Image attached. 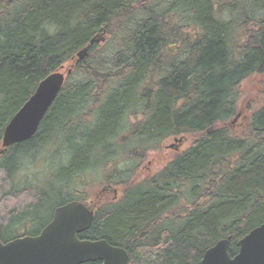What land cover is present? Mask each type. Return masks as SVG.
I'll use <instances>...</instances> for the list:
<instances>
[{"label": "trees", "instance_id": "1", "mask_svg": "<svg viewBox=\"0 0 264 264\" xmlns=\"http://www.w3.org/2000/svg\"><path fill=\"white\" fill-rule=\"evenodd\" d=\"M67 63L35 134L0 154V207L18 201L0 213L2 241L80 200L94 217L78 237L124 248L126 264H200L222 238L234 255L264 222V85L243 134L230 125L241 82L264 73V0H0V143ZM181 135L194 138L135 180L147 151ZM114 185L119 197H97Z\"/></svg>", "mask_w": 264, "mask_h": 264}, {"label": "water", "instance_id": "2", "mask_svg": "<svg viewBox=\"0 0 264 264\" xmlns=\"http://www.w3.org/2000/svg\"><path fill=\"white\" fill-rule=\"evenodd\" d=\"M103 40L102 35L92 38L76 53L77 59L82 60L88 55L90 45ZM71 68L52 72L38 83L4 127L0 154L10 145L35 134ZM93 217L92 208L82 201L71 200L54 209L51 220L37 235L2 242L0 234V264H83L97 261L101 264H126L129 255L124 248L105 239L78 237L89 229ZM236 246L237 252L230 255L229 239H219L204 250L200 264H264V222L240 238Z\"/></svg>", "mask_w": 264, "mask_h": 264}, {"label": "rangeland", "instance_id": "3", "mask_svg": "<svg viewBox=\"0 0 264 264\" xmlns=\"http://www.w3.org/2000/svg\"><path fill=\"white\" fill-rule=\"evenodd\" d=\"M68 65L69 64L67 63L62 69H60V71L67 69ZM263 85L264 73L252 74L241 82L239 86L240 95L237 103V113L230 123L231 130L234 134H243V130L247 126V121L251 113L262 104L263 95L261 93V89ZM174 138H176L177 141H175ZM193 138L194 136L187 135L171 137L164 140L159 150L147 151L143 158L144 160H142V163L135 174V180H138L141 177L149 176L158 171L168 160L175 156L176 153L186 148L191 143ZM32 178L34 179V177ZM26 181H28V183H33L31 177L30 180L28 179ZM96 190H98L96 193L97 197L103 198V200H107V198L110 200L117 198L122 192V188L117 185L104 188V190L99 188ZM16 203H18V201L8 198L3 203V206L0 207V213H2L3 209H5V205L9 207L11 204Z\"/></svg>", "mask_w": 264, "mask_h": 264}, {"label": "flooded vegetation", "instance_id": "4", "mask_svg": "<svg viewBox=\"0 0 264 264\" xmlns=\"http://www.w3.org/2000/svg\"><path fill=\"white\" fill-rule=\"evenodd\" d=\"M103 190H104V189H103ZM46 224H47V223H46ZM46 224H45V225H46ZM45 225H44V226H45ZM44 226H43V227H44ZM43 227H42V228H43ZM42 228H41V229H42ZM41 229H40V231H41ZM40 231H39V232H40ZM39 232H38V233H39ZM38 233H37V234H38ZM0 234H1V232H0ZM37 234H35V235H37ZM24 236H26V235H24ZM32 236H33V235H32ZM20 237H21V236H20ZM13 239H14V238H13ZM1 240H2V237H1ZM11 240H12V239H11ZM8 241H9V240H8ZM2 242H4V241H2ZM5 242H6V241H5ZM127 252H128V251H127ZM128 255H129V254H128ZM97 262H98V261H97ZM99 264H101V262H99Z\"/></svg>", "mask_w": 264, "mask_h": 264}, {"label": "bare ground", "instance_id": "5", "mask_svg": "<svg viewBox=\"0 0 264 264\" xmlns=\"http://www.w3.org/2000/svg\"><path fill=\"white\" fill-rule=\"evenodd\" d=\"M50 220H51V219H50ZM50 220H49V221H50Z\"/></svg>", "mask_w": 264, "mask_h": 264}]
</instances>
